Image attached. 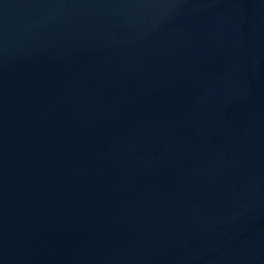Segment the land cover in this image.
Returning a JSON list of instances; mask_svg holds the SVG:
<instances>
[{
    "label": "water",
    "instance_id": "water-1",
    "mask_svg": "<svg viewBox=\"0 0 264 264\" xmlns=\"http://www.w3.org/2000/svg\"><path fill=\"white\" fill-rule=\"evenodd\" d=\"M0 264H264V0H0Z\"/></svg>",
    "mask_w": 264,
    "mask_h": 264
}]
</instances>
